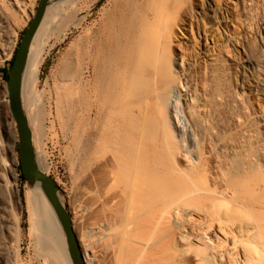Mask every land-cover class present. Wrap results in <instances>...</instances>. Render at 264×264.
<instances>
[{
    "label": "bare ground",
    "instance_id": "bare-ground-1",
    "mask_svg": "<svg viewBox=\"0 0 264 264\" xmlns=\"http://www.w3.org/2000/svg\"><path fill=\"white\" fill-rule=\"evenodd\" d=\"M239 2L111 1V46L105 58L111 60V264H264V199L258 203L243 196L250 186H261L264 198V177L243 175L235 181L224 172L217 137L225 128L222 109L228 100L224 92L209 99L219 81L232 90L234 149L242 144L239 105L244 96L261 111L264 137V77L252 74L253 63L243 50ZM22 7L20 17L29 8ZM45 15L20 85L21 108L34 137L43 136L41 100L51 99L36 92ZM61 22L51 32L60 35ZM64 73H70L69 67ZM100 73L109 78L106 62ZM5 161L0 153V211H9L15 257L17 199L13 162ZM44 167L37 161L39 171ZM24 202L42 264H72L39 183H28ZM90 242L82 246L89 248Z\"/></svg>",
    "mask_w": 264,
    "mask_h": 264
},
{
    "label": "rangeland",
    "instance_id": "rangeland-1",
    "mask_svg": "<svg viewBox=\"0 0 264 264\" xmlns=\"http://www.w3.org/2000/svg\"><path fill=\"white\" fill-rule=\"evenodd\" d=\"M0 1L3 3L0 10V48L4 52L5 42L13 37H17V48L30 22H23L19 9L24 4L36 9L38 0H15L17 5L9 7L4 0ZM111 1L50 0L45 15L48 17L44 22L47 23V32L39 35L44 49L36 92L38 96L48 94L52 100H41L45 116L42 119L43 136L34 137L31 134L35 162L36 165L37 161L43 162L45 167L42 172L55 183L57 196L69 216L81 251L84 249L86 264H111V60L105 59L111 46ZM239 8L243 50L253 63L252 74L264 77V0H240ZM65 15L69 16L68 20H65ZM61 19L65 28L57 35L51 30L59 25L56 22ZM104 62L109 68L107 80L100 73ZM67 67L71 74L65 75L63 70ZM8 68V61L0 62V71ZM218 83L215 84L217 88L212 89L214 92L209 93V99L215 100L219 93L224 92L228 100L226 104L222 103L226 109L222 110L227 112L223 120L225 128L221 129V139L217 137L224 157V172L235 181L243 175H254L262 181L264 137L258 116L261 111L246 96L242 98L239 105L242 144L241 149H234V131L229 115V100L233 92L225 83V87L220 81ZM6 86L7 82L0 73V153L6 163L13 162L12 182L17 199L14 211L18 232L13 257L12 236L7 223L9 211L8 208L0 211V264H11L13 258L15 264H42L43 260L35 254L29 233L30 221L24 202L28 182H22L19 176L18 137L8 110ZM235 189L236 195L240 194L238 187ZM243 196L258 203L264 199L261 186H250L249 194ZM84 235L89 238H82ZM63 240L65 242L64 237ZM87 240L88 243L92 241L87 244L93 250L82 246ZM127 264L132 262L127 261Z\"/></svg>",
    "mask_w": 264,
    "mask_h": 264
},
{
    "label": "water",
    "instance_id": "water-1",
    "mask_svg": "<svg viewBox=\"0 0 264 264\" xmlns=\"http://www.w3.org/2000/svg\"><path fill=\"white\" fill-rule=\"evenodd\" d=\"M49 1L38 0L34 14L21 35L7 79L6 100L10 116L16 126L19 166L22 176L29 184L39 183L42 192L47 197L61 227L65 243L72 259V264H85L69 216L63 209L57 196L58 189L55 183L37 168L31 141V132L20 102L21 74L26 63L31 42L42 22Z\"/></svg>",
    "mask_w": 264,
    "mask_h": 264
},
{
    "label": "built area",
    "instance_id": "built-area-1",
    "mask_svg": "<svg viewBox=\"0 0 264 264\" xmlns=\"http://www.w3.org/2000/svg\"><path fill=\"white\" fill-rule=\"evenodd\" d=\"M4 4H6L8 7L9 6H16L15 3H14V0H4ZM3 8V3L0 1V10H2ZM32 12L34 13V7L31 8ZM21 15V14H20ZM32 13L30 14L29 12V8H27L25 10V14L22 16V20L25 24H27L31 18H32ZM1 36V34H0ZM17 37H13V38H10L9 40H7L5 42V46H4V52L3 50L0 48V62L1 63H4L5 61H8L10 62L11 61V58L15 52V49H16V45H17Z\"/></svg>",
    "mask_w": 264,
    "mask_h": 264
},
{
    "label": "trees",
    "instance_id": "trees-1",
    "mask_svg": "<svg viewBox=\"0 0 264 264\" xmlns=\"http://www.w3.org/2000/svg\"><path fill=\"white\" fill-rule=\"evenodd\" d=\"M24 32V31H23ZM13 58L14 56L12 57L11 61L9 62V68L7 70H1L0 73L2 74V77L3 79L7 82V79H8V75H9V71L11 69V66H12V63H13ZM19 176H20V180L22 182H26V180L24 179V177L22 176V172H21V169H20V166H19Z\"/></svg>",
    "mask_w": 264,
    "mask_h": 264
}]
</instances>
